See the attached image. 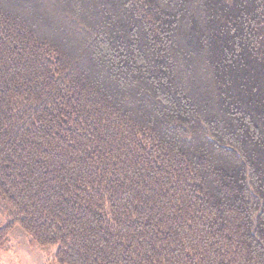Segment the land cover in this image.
Instances as JSON below:
<instances>
[{
  "label": "trees",
  "instance_id": "1",
  "mask_svg": "<svg viewBox=\"0 0 264 264\" xmlns=\"http://www.w3.org/2000/svg\"><path fill=\"white\" fill-rule=\"evenodd\" d=\"M0 217L52 264H264V0H0Z\"/></svg>",
  "mask_w": 264,
  "mask_h": 264
},
{
  "label": "rangeland",
  "instance_id": "2",
  "mask_svg": "<svg viewBox=\"0 0 264 264\" xmlns=\"http://www.w3.org/2000/svg\"><path fill=\"white\" fill-rule=\"evenodd\" d=\"M0 223H3L1 217ZM11 243L9 250H0V264H52L51 249H43L34 243L19 225L11 233Z\"/></svg>",
  "mask_w": 264,
  "mask_h": 264
}]
</instances>
